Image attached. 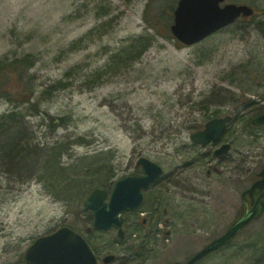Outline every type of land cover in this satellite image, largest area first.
<instances>
[{
	"label": "rangeland",
	"instance_id": "rangeland-1",
	"mask_svg": "<svg viewBox=\"0 0 264 264\" xmlns=\"http://www.w3.org/2000/svg\"><path fill=\"white\" fill-rule=\"evenodd\" d=\"M176 3L0 0V69L21 61L0 122L12 110L23 121L19 154H0V264L21 261L35 238L62 225L99 259L114 254L106 264L183 261L240 214V194L264 165V127L240 116L222 159L193 146L190 133L213 113L251 118L254 104L264 108V0L222 1L254 13L191 45L170 32ZM140 156L163 168L144 207L156 198L166 211L124 213L122 238L94 230L84 197L141 172ZM263 246L264 214L195 264H264Z\"/></svg>",
	"mask_w": 264,
	"mask_h": 264
},
{
	"label": "water",
	"instance_id": "water-1",
	"mask_svg": "<svg viewBox=\"0 0 264 264\" xmlns=\"http://www.w3.org/2000/svg\"><path fill=\"white\" fill-rule=\"evenodd\" d=\"M224 0H178L173 10L170 25L172 35L185 45L194 44L209 34L233 23L239 16H251L253 8L247 4L226 3ZM230 116L216 117L207 121L204 128L190 134L193 142L202 146L216 141L224 130ZM252 124L264 125V113L252 118ZM229 143H224L214 154L226 153ZM142 172L128 174L116 179L107 191L101 187L90 190L83 200V209L90 210L93 226L100 230H110L116 226L122 237V218L119 213L139 208L143 192L162 174V167L155 161L140 156L136 161ZM243 211L228 228L194 252L184 261L165 264H194L213 251L232 242L237 233L264 213V166L256 173V178L241 193ZM113 254L103 257V262L112 260ZM15 264H98L88 242L68 226L37 237L27 248L24 260Z\"/></svg>",
	"mask_w": 264,
	"mask_h": 264
},
{
	"label": "trees",
	"instance_id": "trees-1",
	"mask_svg": "<svg viewBox=\"0 0 264 264\" xmlns=\"http://www.w3.org/2000/svg\"><path fill=\"white\" fill-rule=\"evenodd\" d=\"M259 30L264 35V20L260 21ZM20 63L21 61L15 60V61H12L11 64H9L6 67V69H3V68L0 69V98H3L5 96V93L10 92L8 88L10 79L15 78V76L17 79L21 78L19 71L18 72L16 71L18 67L20 66ZM253 109L259 110L260 107L258 104H254ZM19 117H21L19 112L12 110L7 115H4V118L0 122V141L2 140L0 143V154L1 153L5 154V152L8 151L9 153H11L10 156L6 155L8 158H11V157L14 158L15 156H17L21 149L20 148L21 146L19 145L20 137H18V135L21 132L20 128H21V125L23 124V121H20ZM241 120L245 123L247 127L250 126V123H249L250 118L245 117V115H243ZM20 122H22V124ZM18 126H20V128ZM59 147L61 148V146L53 147V150H57ZM86 185L87 184L85 185L81 184L80 186L82 188H85ZM160 204H161V201L158 200L156 204V206L158 207V211L159 210L163 211V209H161ZM231 244L223 248L229 247L231 246ZM262 249H264V246L262 247Z\"/></svg>",
	"mask_w": 264,
	"mask_h": 264
},
{
	"label": "flooded vegetation",
	"instance_id": "flooded-vegetation-1",
	"mask_svg": "<svg viewBox=\"0 0 264 264\" xmlns=\"http://www.w3.org/2000/svg\"><path fill=\"white\" fill-rule=\"evenodd\" d=\"M262 113H264V108H261L257 113L254 114L253 117H255L257 115H260ZM226 114H229L231 116V119L228 120V122H226L225 128H224L223 132L221 133V135H220V137H219V139L217 141L208 143L205 146H202V145L200 146L197 143H195V144L192 143L193 146H200V147H203L204 149H206L207 150V154L208 155L210 154V157H212L213 159L225 158L227 156V154L229 153V151L231 150V147L233 145V138L232 139L229 138L228 135H229V133L232 132V129L236 128L237 122H238V118L241 116V113L240 112L236 113L234 111L226 112V110H222L220 113L217 112L214 116H211L210 118L207 119V121H208L211 118L222 117V116H225ZM204 124H203V126L201 128H198L196 130L202 129L204 127ZM250 126L252 128H254L255 130L256 129H261L262 127H264V125L263 126H254V125H252L251 124V120H250ZM224 143H229L230 144V149L226 153H223V154H220V155H215L214 154L215 149L217 147H219L220 145L224 144ZM146 200H147V196L144 194L143 195V202H142L141 209L146 211L148 213V216L153 217V216L158 215L159 211H158V207L156 206L158 200L156 198H154V200H152L150 202V206L144 207V204L146 203ZM241 209H242V207H241ZM164 211H166V210L163 208V212ZM140 220H141V222L139 223V225L144 226V227L148 226V228H149L148 230L149 231H152V230H154V228H156V225H148L146 217H141ZM123 225H124V223H123ZM135 226H136V223H131L130 224L131 228H133ZM99 263L102 264V260L101 259H99Z\"/></svg>",
	"mask_w": 264,
	"mask_h": 264
}]
</instances>
